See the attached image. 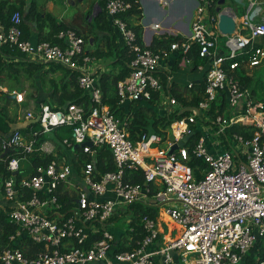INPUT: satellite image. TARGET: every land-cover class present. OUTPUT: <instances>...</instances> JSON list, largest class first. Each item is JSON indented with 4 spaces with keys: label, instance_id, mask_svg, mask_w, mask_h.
Masks as SVG:
<instances>
[{
    "label": "built area",
    "instance_id": "obj_1",
    "mask_svg": "<svg viewBox=\"0 0 264 264\" xmlns=\"http://www.w3.org/2000/svg\"><path fill=\"white\" fill-rule=\"evenodd\" d=\"M198 2L190 35L172 43L169 50H152L138 43L136 32L120 17L131 9L129 3L109 0L106 5L126 46L136 53L131 74L116 86L120 104L148 102L158 94L165 112H183L186 108L171 94L173 77L161 78V59L180 52L190 64L187 55L195 45L199 56L211 63L204 97L198 105L188 107V115L175 120L163 130L164 134L143 133L136 139L129 131L130 122L122 121L103 103L98 78L88 70L91 59L84 55L83 37L73 30L61 31L59 38L67 44L64 48L24 40L19 11L11 16L7 29L0 24V48L17 47L31 61L61 64L79 72L78 85L89 94L91 102L88 109L68 104L53 110L41 104L37 114L28 111L25 116L27 123L39 117L41 129L31 130L28 138L17 130L4 146L20 151L7 164L12 176L6 178L0 173V199L6 201L1 211L16 227L6 243L0 240V264H156L157 257L163 264H174L175 258L181 264H244L249 254L261 251L264 101L255 99L230 75L242 65L252 69L264 63V46H259L264 39V16L251 18L260 0H250L242 18L216 0ZM219 6L220 12L211 11ZM221 13L233 16L236 22L234 34L224 36L226 52L219 45L223 36L219 30ZM159 27L156 25V29ZM248 54L251 56L247 62H231ZM0 90L19 104L26 100V91ZM222 92L227 93L230 114L207 116ZM236 125L251 126L250 137L228 136L227 131ZM61 126L73 127L72 139L63 140V145L78 146L87 156L80 173L74 171L67 156L58 155L52 141L45 140L35 147L42 135ZM196 129L201 135L192 149L185 145L169 153ZM104 147L112 152L113 171L102 172L97 167V157ZM34 153L55 159L26 175L21 163L29 161L28 156ZM192 156L206 164L200 179L189 164ZM140 170L144 181L132 183L129 172ZM15 173H24L19 182ZM64 193L72 202L68 212L60 201ZM136 203L155 207L158 215L163 212L174 227L166 233L158 215L143 216L140 224L145 236L138 247L117 251L118 242L110 227L119 210ZM129 223L134 233L133 222ZM27 241L43 248L31 254L25 251Z\"/></svg>",
    "mask_w": 264,
    "mask_h": 264
},
{
    "label": "trees",
    "instance_id": "obj_2",
    "mask_svg": "<svg viewBox=\"0 0 264 264\" xmlns=\"http://www.w3.org/2000/svg\"><path fill=\"white\" fill-rule=\"evenodd\" d=\"M109 0H98L102 11L97 15L93 23L88 22L86 16L88 12H78L76 18H80L81 23H77L80 27L69 26L64 22H59L52 14L43 13L39 8L38 0H0V24L6 29L10 25L11 16L19 11L22 14L21 29L23 32V39L30 40L34 43L48 42L52 45L65 47L67 44L65 40L59 38V33L65 30H73L79 36L83 37L85 43L91 39V29L101 32L100 36H94V50L86 52L84 55L88 56L91 60L98 59L109 61L107 65L111 66L114 71L106 72L99 75L98 83L103 90V103L108 105L111 111L122 121H129V131L131 136L136 139L138 135L143 133H157L164 134L163 130L170 128V125L178 119L188 115V107L198 105L202 100L205 93L206 77L211 69L209 60L202 59L199 56V48L192 46L187 57L191 60L183 70L185 75L186 84L180 83L179 78L172 76V89L171 94L175 97L186 109L180 113L168 114L160 106V97L158 94L153 95V100L148 102L134 101L126 102L123 106L120 104L116 86L120 81L126 80L131 74V62L135 59L136 53L130 49L126 44L117 41L114 31H117L106 9ZM131 5V9L120 15V17L128 22L130 27L137 34L139 44H142L141 33L143 27L141 24L134 25L132 20L141 21L143 17V10L140 0H123ZM221 0H216L219 3ZM216 8L212 7L211 11L215 13ZM100 40L107 43L108 51H105L99 44ZM181 40V37L165 36L155 39L150 48L152 50L171 48L172 43ZM259 46H264V39ZM112 52L115 53V57ZM251 54L240 55L231 62H247ZM180 57H185L180 54ZM228 66V65H226ZM117 68L118 73L115 71ZM258 68V69H257ZM253 69V68H252ZM250 68L240 66L233 74V78L239 82L240 86L249 89L252 95L260 100L264 99V63L258 67L255 72ZM254 69V70H255ZM178 70V69H177ZM79 72L64 67L56 63H37L31 61L27 56L21 52L17 47L5 45L0 48V87H6L8 92H23L26 91L25 82L29 83V89L26 92V100L23 103H17L13 96L4 93L0 90V173L4 177H11L12 173L7 170L8 161L16 156H19L20 149H10L11 152L2 157L6 151L5 145L9 142L13 133L19 130L26 138L29 137L31 130H40L41 126L38 123L26 124L25 115L19 119L20 112L18 108L21 107L31 109L35 108L37 114L41 104L49 105L53 110H61L68 104H77L85 106L86 109L90 106L89 94L82 90L78 85ZM192 84L191 88L189 85ZM29 94V96H28ZM227 93L222 92L219 94L217 101L213 104L211 111L207 112V116L229 115L227 110ZM13 106L14 112L11 113L9 107ZM127 114H126V113ZM253 128L251 126L236 125L232 126L228 131V136L232 134H240L245 137H250ZM73 127L61 126L55 128L51 133L42 135L37 143L36 148H39L45 140H50L54 143L58 155L62 157L67 151H72L70 164L73 166L75 172L80 173L83 165L87 160L81 149L74 147L67 148L63 145V140L72 139ZM201 133L195 130L193 136L189 139L186 146L190 149L193 148ZM31 138V137H30ZM21 154V153H20ZM29 168L24 169L25 174L29 175L35 172V168L40 165H47L53 159L51 155H42L34 153L28 156ZM97 167L102 172L113 171L115 167L112 163V152L109 148L104 147L101 154L97 157ZM192 168L195 169L197 178H201V170L206 167V164L201 159H196L193 156L189 161ZM132 183H142L144 181L143 171L129 172ZM24 173L15 176L17 182L20 181ZM62 191V189L60 190ZM60 201L64 205L63 210L68 212L71 207V198L67 193L60 195ZM126 216L131 217L132 224L135 227V232L132 233L133 237L131 244L126 246L122 245L127 242L128 237H125L122 244L118 246L119 250H132L136 248L137 242L142 240L145 236L140 219L143 216H150L156 218L158 210L153 206H147L142 203H136L128 207L125 212ZM16 232V227L9 222L7 213L0 211V240L4 243L7 242L8 236ZM25 251L33 253L35 249L43 248L42 245L33 244L31 241L24 242ZM260 245V244H259ZM257 245V246H259ZM21 246V244H20ZM258 248L256 247V250ZM255 255H260L258 262L253 261V255L249 254L244 264H260L264 261V253L261 251ZM254 255V256H255Z\"/></svg>",
    "mask_w": 264,
    "mask_h": 264
},
{
    "label": "crops",
    "instance_id": "obj_3",
    "mask_svg": "<svg viewBox=\"0 0 264 264\" xmlns=\"http://www.w3.org/2000/svg\"><path fill=\"white\" fill-rule=\"evenodd\" d=\"M38 1H39L38 9L41 12L45 14L46 13L52 14L53 17L56 18L59 22L61 23L64 22L69 26H73L75 24L77 28L80 27L79 25H77V23L79 22L81 23L80 18H76L77 17L76 14L78 12L80 11H83L84 13L88 12L86 19L88 20V22L93 23L97 15L102 11L98 0H72L70 2L69 0H38ZM230 1L232 3V7L226 5L227 0L225 6L232 8L236 13H238L239 8H243V13H244L246 11V8L250 0H244L245 3L244 6L236 3L234 0H230ZM140 4L143 10L142 20L141 21L132 20L131 22L134 25L137 24L142 25L143 30L141 33L142 34L141 43L148 46L149 48L155 39H159L165 36L181 37L182 39L185 36H189L191 32V24L195 12L199 6L198 0H140ZM96 5H98V7H96ZM255 10H257L256 14L258 17L261 14L262 16H264V1L260 0ZM156 25H159L160 27L156 29ZM94 27H95L94 30L91 29L92 34L90 41L84 44V50L86 52H90L94 50L93 37L96 35L97 36L101 35V32L96 30V26ZM114 32L116 34L117 41L123 43L124 39L123 36L119 33V31L117 30ZM107 43L108 42L104 40L99 41V44L103 46L102 48L105 51H108V47H106ZM112 54L115 57V53L112 52ZM180 54H181L180 52H171V54L168 57L161 59L160 75L162 79H165V76H175L179 78L180 83L185 85L187 80H185V75H183L182 70L188 65V63H186L184 57L183 58L180 57ZM109 62H112V60L104 61V60L92 59L88 66V70L95 76L96 75L100 76L101 74L110 71L113 72L114 69L111 66L109 67L107 66ZM115 71L118 73L117 68L115 69ZM124 104L121 105L123 106ZM30 108L33 112H35V108H33V106H31ZM26 124L28 123L26 122ZM4 205H6V201L0 199V211L3 209L2 207ZM126 210L127 208L126 209L124 208L123 211L119 210L121 211L120 215L126 217L125 215ZM158 216L159 218L157 219L161 222L166 217L163 212H160V215ZM128 218L130 217L128 216ZM168 221H170V219ZM131 226H133V224H131ZM110 230L115 236V240L118 242V246L122 244L125 237H128L129 240H127V242L122 245L128 246L131 244L133 234L130 230L124 231L121 228L116 229L113 226L110 227ZM252 255L254 257L255 253L254 254L252 253ZM174 256L177 257L176 255ZM156 261H157L156 264H163L161 257L160 259L157 257ZM174 264H180L177 258H175Z\"/></svg>",
    "mask_w": 264,
    "mask_h": 264
},
{
    "label": "rangeland",
    "instance_id": "obj_4",
    "mask_svg": "<svg viewBox=\"0 0 264 264\" xmlns=\"http://www.w3.org/2000/svg\"><path fill=\"white\" fill-rule=\"evenodd\" d=\"M227 6H229V7H232V3H231V1L230 0H227V4H226ZM244 14H245V12L243 13V8H239V11H238V13H237V16L239 17V18H242L243 16H244ZM225 41H226V38L224 37V36H221V38H220V42H219V45H220V48L224 51V52H226L227 51V49H226V47H225ZM255 68H253L252 70H253V72H255L257 69H255ZM25 86H26V92H27V90L29 89V83L28 82H25ZM4 89V88H3ZM8 90V89H7ZM28 96H29V94H28ZM256 99V98H255ZM258 100V99H257ZM259 101H264V99H260ZM9 110H10V112L11 113H13L14 112V109H13V106L11 107H9ZM28 111H32L31 109H26V110H24V108H18V113L20 112V117H19V119H21V118H23L24 117V115L26 116V113L28 112ZM213 131V130H212ZM214 132V134H215V131H213ZM162 148H163V146H162ZM237 149V148H236ZM72 151L70 152V151H67L66 152V154L65 155H63V156H67V159H68V163H70V161H71V157H72ZM21 165L23 166V167H27V169L29 168V161L28 160H25V161H23L22 163H21ZM127 208V210H128V207H125V209ZM122 209H123V207H122ZM122 211V210H121ZM121 211H119L118 212V214H117V217H116V220H115V222L112 224L113 225V227H115L116 229H119V228H121V229H123L124 231H128L129 230V228H130V223H129V221H130V219L131 218H128V216H126V217H123V216H121L120 215V212ZM131 221H132V219H131ZM163 223L161 224V228H162V230L164 231V232H168V228H171V227H173V224H172V222H170V221H168V218H167V216L164 218V220L162 221ZM168 225H170V226H168ZM112 227V226H111ZM262 248H261V252L262 253H264V244L261 246ZM259 259H260V255H255L254 257H253V261L254 262H258L259 261ZM181 264V263H180Z\"/></svg>",
    "mask_w": 264,
    "mask_h": 264
},
{
    "label": "water",
    "instance_id": "obj_5",
    "mask_svg": "<svg viewBox=\"0 0 264 264\" xmlns=\"http://www.w3.org/2000/svg\"><path fill=\"white\" fill-rule=\"evenodd\" d=\"M70 1H72V0H69V2ZM234 1L238 4L243 5V6L245 5L244 0H234ZM225 3H226V0H221L219 2V5H225ZM96 7H98V5H96ZM230 9H232V8H230ZM220 10H221V6H219L216 9L217 12H220ZM256 12H257V10H254V12H252L251 18L256 15ZM219 30L223 36L233 35L235 30H236V22H235L234 17L231 15L225 14V13H221L220 14V22H219ZM240 105H242V104H240ZM38 121H39V117H37V119H35V120L28 122V124H35V123H38ZM192 136H193V134H190V135L186 136L185 138H183L178 144L171 147V149L169 150V153L171 154L174 151L178 150L180 147H184ZM87 144L91 145V143H87ZM77 147L78 146L74 147V150ZM10 152H11L10 148H6V151L3 153L2 157L7 156ZM17 174L18 173H15L14 175H17Z\"/></svg>",
    "mask_w": 264,
    "mask_h": 264
},
{
    "label": "bare ground",
    "instance_id": "obj_6",
    "mask_svg": "<svg viewBox=\"0 0 264 264\" xmlns=\"http://www.w3.org/2000/svg\"><path fill=\"white\" fill-rule=\"evenodd\" d=\"M169 220V219H168Z\"/></svg>",
    "mask_w": 264,
    "mask_h": 264
}]
</instances>
